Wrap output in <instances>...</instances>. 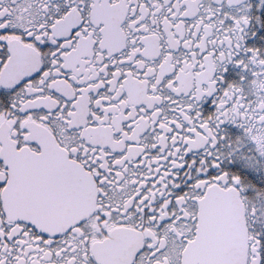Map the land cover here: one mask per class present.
<instances>
[{"label":"snow or ice","instance_id":"obj_1","mask_svg":"<svg viewBox=\"0 0 264 264\" xmlns=\"http://www.w3.org/2000/svg\"><path fill=\"white\" fill-rule=\"evenodd\" d=\"M0 264H264V0H0Z\"/></svg>","mask_w":264,"mask_h":264}]
</instances>
